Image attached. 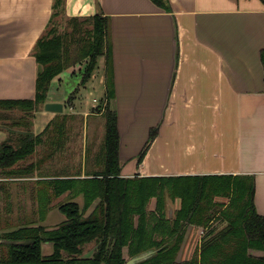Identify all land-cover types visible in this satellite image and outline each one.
I'll return each instance as SVG.
<instances>
[{
  "label": "crops",
  "instance_id": "obj_1",
  "mask_svg": "<svg viewBox=\"0 0 264 264\" xmlns=\"http://www.w3.org/2000/svg\"><path fill=\"white\" fill-rule=\"evenodd\" d=\"M53 3L0 0V100L34 97L33 46L49 21L60 16L98 13L108 19L111 73L108 77L107 57L101 54L85 83L80 84L86 58L50 81L45 102H61V114L71 116L70 123L72 116L81 119L82 127H54L45 158L39 154L41 141L38 155L34 151L15 163H33L28 174L0 176V235L30 220L47 228L62 221L57 205L67 192L56 197L41 180L78 170L83 177L87 169L102 168L97 144L104 134L106 100L117 113L121 176L248 175L254 181L255 209L264 215V0H165V7L152 0H63L56 9ZM44 103L28 114L0 107V143L17 146L24 134L41 133L60 114L46 111ZM16 112L10 128L8 119ZM139 115L145 122L135 130ZM155 126L158 133L137 163ZM41 194L45 204H39ZM72 200L83 204L81 195ZM191 243L184 236L178 252L182 260ZM41 249L48 256L52 246L45 242Z\"/></svg>",
  "mask_w": 264,
  "mask_h": 264
},
{
  "label": "trees",
  "instance_id": "obj_2",
  "mask_svg": "<svg viewBox=\"0 0 264 264\" xmlns=\"http://www.w3.org/2000/svg\"><path fill=\"white\" fill-rule=\"evenodd\" d=\"M152 1L166 6L165 0ZM62 4L63 0H54L53 8H62ZM51 21L45 34L33 46V56L40 66L34 97L0 100V107L20 108L25 112L37 109L46 101L50 81L85 58L87 63L80 84L85 83L101 54H106L107 76L110 77L106 40L108 19L105 16L97 13L68 18L62 32ZM260 59L264 70V50L260 52ZM101 117L104 134L98 154L104 162L102 168L98 171L87 169L83 177L78 170L77 174L65 178L41 180L56 197L67 192L65 200L57 205L63 219L53 228L30 220L3 231L0 264H125L124 248L128 257L147 249L155 250L136 264H264V215L255 209L251 176H121L117 113L109 100L105 102ZM70 118L66 114H56L41 133L24 134L16 147L6 141L0 143V176L28 174L35 167L33 163L13 166L33 154L43 136L47 135L48 141V134L56 132L54 127L68 125ZM157 133V126L149 129L137 163L141 162ZM42 195L38 198L39 204L47 202ZM78 195L83 198L82 205L72 200ZM151 198L155 199L152 210L147 208ZM167 198L180 201L172 218L166 214ZM40 216L42 219L44 213ZM214 218H220L223 226L207 230L193 255L177 262L186 226L206 225ZM92 241L91 256L82 257V247ZM45 242L52 246L48 256L42 254L41 244ZM250 250L263 254L256 256Z\"/></svg>",
  "mask_w": 264,
  "mask_h": 264
},
{
  "label": "rangeland",
  "instance_id": "obj_3",
  "mask_svg": "<svg viewBox=\"0 0 264 264\" xmlns=\"http://www.w3.org/2000/svg\"><path fill=\"white\" fill-rule=\"evenodd\" d=\"M53 24H55V26H56V28L58 29V31H60V32H62L64 29H65V27H66V20L64 19V17L63 16H60V18H58V19H56V20H52L51 21ZM51 25V23L49 24V26ZM47 28L48 27H46L45 28V30H44V32H43V34H45V32H46V30H47ZM42 34V35H43ZM79 104H80V102H79ZM79 104H77V105H79ZM75 106H76V102H75ZM78 107V106H77ZM78 108H81L80 106L78 107ZM97 109V108H96ZM24 111V110H23ZM25 114H28V112H25ZM25 116V115H24ZM18 118V115H17V112L16 113H14V115L13 116H11L9 119H8V123H7V125H8V127H10V128H12V126L15 124L14 122L16 121V119ZM76 119V120H75ZM74 120H72V122L70 123H68V125L69 124H73V125H76L77 123V126L78 127H82V123H81V121L78 119V118H75ZM24 120L25 121H27V123H28V120H27V116L26 117H24ZM144 122H145V118L143 117V116H141L140 117V115L138 116V121H137V123H136V125H135V130H139V128H140V126H142L143 124H144ZM14 135L15 134H12V135H10V137L11 136H13V138H14ZM11 139L13 142H14V140L15 139ZM43 140H45V141H43ZM47 139L46 138H42V143H43V146H41L42 147V149H43V152L41 153V151H42V149H41V151L39 152V154L40 155H42L43 154V157L45 158L46 157V154L48 153V149H47V146H48V141H46ZM101 141H102V139H100L99 138V140H98V144H97V146H100V144H101ZM7 142V141H6ZM45 143V144H44ZM12 145V144H11ZM14 147H16V146H14ZM35 153H37V155H38V150H35ZM36 155V156H37ZM30 158H33L32 156H30ZM25 160H27V158L25 159ZM25 163H26V161H24L23 163H18V165H20V164H22V167L23 166H26L25 165ZM14 168H16V166H14ZM11 176V175H10ZM4 177H6V175H4ZM217 199V198H216ZM65 200V198H62V200L61 201H64ZM177 199H174V200H171L170 198H167V202H168V204L166 203V206H168L169 204V206L168 207H166V214H167V216L168 217H170V218H172L173 216H174V212H176L178 209H179V207H180V201H179V205L177 206V208L175 207V201H176ZM179 200V199H178ZM218 200H222V199H218ZM60 201V202H61ZM20 203H22V198L20 199V201H19ZM154 202H155V199L154 198H151V199H149V202L147 203V208L148 209H153V207H154ZM21 215H24V214H22L21 213ZM62 215V214H61ZM63 216V215H62ZM26 220V219H25ZM24 220V221H25ZM27 222H29V221H27ZM19 223V222H18ZM22 223H24V222H22ZM223 224H224V222L219 218V219H216V218H214L213 220H211L210 222H208L206 225H194V224H188L187 226H186V228H185V231H184V236H186V239H189V238H191V240H192V243L189 245L190 246V248L188 249V251H187V254H185V256H187L188 257V259L193 255V253L196 251V247L198 246V241H200V239L202 238V236H204V234L206 233V231L207 230H209L210 228H220V227H222L223 226ZM192 225V226H191ZM188 226H191V228H190V231H188ZM193 228V229H192ZM184 236H183V239H184ZM195 240H198L197 242H195ZM182 242H183V240H182ZM47 244H49L50 246H51V243H48V242H46ZM48 246V245H47ZM181 247V246H180ZM90 248H94V242L92 241V242H89V243H87V244H85L83 247H82V254L83 253H86L87 252V250H89ZM179 252V251H178ZM123 255H124V257L126 258V259H128L129 257H128V254H127V251H126V248H124V251H123ZM179 256V257H178ZM181 256L182 255H178V253H177V256H176V261L177 262H179V261H183L182 260V258H181ZM182 257H184V256H182ZM187 257H185V258H187ZM184 258V260H187V259H185Z\"/></svg>",
  "mask_w": 264,
  "mask_h": 264
},
{
  "label": "water",
  "instance_id": "obj_4",
  "mask_svg": "<svg viewBox=\"0 0 264 264\" xmlns=\"http://www.w3.org/2000/svg\"><path fill=\"white\" fill-rule=\"evenodd\" d=\"M39 72H40V66L38 65L36 75ZM44 109L46 111H50V112L61 113L63 111V104L61 102H49L48 101V102L44 103ZM154 252H155V250L153 248L141 251L137 254L130 256L126 260L125 264H136V263L150 257Z\"/></svg>",
  "mask_w": 264,
  "mask_h": 264
}]
</instances>
